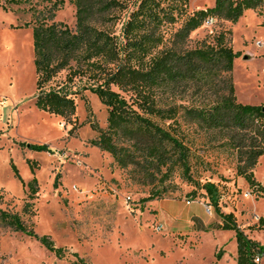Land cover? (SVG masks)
<instances>
[{
	"label": "rangeland",
	"instance_id": "rangeland-1",
	"mask_svg": "<svg viewBox=\"0 0 264 264\" xmlns=\"http://www.w3.org/2000/svg\"><path fill=\"white\" fill-rule=\"evenodd\" d=\"M7 1L0 0L1 208L20 214L39 237L48 236L56 248L67 250V256L60 260L38 241L0 230V264H76L73 255L85 264H236L234 232L213 230L222 221L208 205L202 189L206 183L219 189L222 212L233 214L244 235L264 248V194L239 178L234 157L209 146L200 132L186 129L200 187L176 179L175 193L144 203L149 191L119 171L108 154L90 145L97 137L94 128L105 130L108 118L95 95L89 92L77 98L73 126L39 112L33 98L32 29L25 27L31 7L41 9L46 3L31 0L9 6ZM63 1L55 21L72 28L75 7ZM189 3L193 13L212 9L216 2ZM228 31L230 47L240 54L231 74L237 102L264 108V6L244 12L237 24L212 20L197 29L191 40L196 43ZM30 145L49 150L39 152ZM253 172L263 188L264 157ZM34 178L39 194L33 201L34 216L29 218L22 209L27 199L24 185ZM220 252L222 257L216 260Z\"/></svg>",
	"mask_w": 264,
	"mask_h": 264
},
{
	"label": "trees",
	"instance_id": "trees-1",
	"mask_svg": "<svg viewBox=\"0 0 264 264\" xmlns=\"http://www.w3.org/2000/svg\"><path fill=\"white\" fill-rule=\"evenodd\" d=\"M30 1L8 0L7 5ZM42 1L46 5L41 9L31 7L25 27L32 29L33 98L39 112L73 126L77 98L89 92L95 95L108 118L105 130L94 128L97 137L90 145L108 154L119 171L149 191L144 203L175 193L176 179L200 187L186 141V129L192 128L209 146L234 157L237 176L264 194L253 172L264 157V110L237 102L231 74L240 54L229 45L231 33L191 40L212 20L237 24L244 12L261 9L263 0H215L212 9L193 13L189 0H69L75 7L72 28L55 21L63 0ZM12 170L17 177L15 166ZM24 189L23 215L30 218L39 194L37 180ZM202 189L222 221L213 230L235 234L236 264H259L264 248L244 235L233 214L222 212L217 186L206 183ZM3 200L0 195V230L34 239L60 260L67 256V250L56 248L48 236L39 237L20 214L2 209ZM73 257L76 264H85L79 255ZM221 257L220 252L216 260Z\"/></svg>",
	"mask_w": 264,
	"mask_h": 264
},
{
	"label": "built area",
	"instance_id": "built-area-1",
	"mask_svg": "<svg viewBox=\"0 0 264 264\" xmlns=\"http://www.w3.org/2000/svg\"><path fill=\"white\" fill-rule=\"evenodd\" d=\"M207 212L210 214V210H207ZM256 263H259V261L257 260Z\"/></svg>",
	"mask_w": 264,
	"mask_h": 264
},
{
	"label": "water",
	"instance_id": "water-1",
	"mask_svg": "<svg viewBox=\"0 0 264 264\" xmlns=\"http://www.w3.org/2000/svg\"><path fill=\"white\" fill-rule=\"evenodd\" d=\"M263 110H264V108H263Z\"/></svg>",
	"mask_w": 264,
	"mask_h": 264
},
{
	"label": "bare ground",
	"instance_id": "bare-ground-1",
	"mask_svg": "<svg viewBox=\"0 0 264 264\" xmlns=\"http://www.w3.org/2000/svg\"><path fill=\"white\" fill-rule=\"evenodd\" d=\"M14 40V39H13Z\"/></svg>",
	"mask_w": 264,
	"mask_h": 264
}]
</instances>
